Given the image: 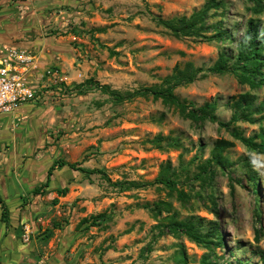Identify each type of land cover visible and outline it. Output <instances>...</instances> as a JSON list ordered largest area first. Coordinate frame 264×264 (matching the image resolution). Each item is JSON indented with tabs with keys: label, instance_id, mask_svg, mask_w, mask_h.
<instances>
[{
	"label": "rangeland",
	"instance_id": "1",
	"mask_svg": "<svg viewBox=\"0 0 264 264\" xmlns=\"http://www.w3.org/2000/svg\"><path fill=\"white\" fill-rule=\"evenodd\" d=\"M205 1L0 0V51L20 48L35 56L36 67L27 75L37 89L35 100L21 104L36 106L29 146L21 147L24 115L0 114V264H177L179 256L187 264H200L203 256L212 264H261L264 155L234 139L229 129L195 123L161 99L116 102L83 85L92 79L134 90L160 83L186 62L209 67L221 51L233 61L248 19L264 27V11L255 13L252 2L224 0L225 9L209 18L221 20L230 39L177 38L158 22L189 15ZM246 91L255 95L256 108L264 86L252 89L230 72L208 73L174 90L198 106L218 101L216 114L223 121L231 115L227 102ZM262 114L254 113V122H238L239 130L245 136L260 133ZM158 134L175 137L180 146H167L166 140L155 146L150 140ZM221 138L234 141L223 152L229 164H214L206 182L195 179L198 164L212 157ZM58 159L101 169L111 182L98 172L57 166L49 185L35 193ZM166 163L178 171L185 201L161 184H111L152 181ZM252 169L259 178L255 186ZM64 187L65 194L57 191ZM160 201L169 205L160 204L158 211ZM170 216L191 220L203 232L216 223L224 244L209 249L185 234H161Z\"/></svg>",
	"mask_w": 264,
	"mask_h": 264
},
{
	"label": "trees",
	"instance_id": "2",
	"mask_svg": "<svg viewBox=\"0 0 264 264\" xmlns=\"http://www.w3.org/2000/svg\"><path fill=\"white\" fill-rule=\"evenodd\" d=\"M253 3L251 7L255 13H261L264 11V0H248ZM227 6L224 0H206L203 6L194 10L189 15L174 16L171 18H158L159 24H161L169 34L174 37H194L201 40H222L230 39V32L222 26V21L209 22V18L216 14L219 9H225ZM213 10V12H211ZM231 56L225 51H221L216 61L209 67L195 66L192 62H186L181 68L175 66L172 73L163 77L162 81L158 84L150 86H142L134 90L121 91L111 88L107 84H100L92 79L86 81L84 86L100 89L105 94L111 96L116 102H123L131 100L137 96L148 97L152 96L154 99H161L163 102L174 105L178 109L181 116L190 119L191 121L198 122H215L219 127L230 130V134L234 139L240 141L249 150L258 154L264 155V130L253 136H245L241 130H239L237 123L240 121L254 122V113H263L260 118H264V97L254 108L255 95L249 91L240 93L237 97H232L227 105L231 109L230 118L227 121H223L218 118L216 110L218 108V101L212 100L205 102L203 105H196L192 101L179 98L174 90L182 85H187L194 82L198 77H202L211 74H221L224 72L232 73L237 80L242 84H248L252 89L264 86V27H261L260 21L255 18L248 19V25L242 35L237 39L236 53L234 60H231ZM259 139V141H257ZM166 140L167 146L178 147L179 141L172 136H163L161 134L156 135L150 141L157 147H162V142ZM234 145V141L228 139H218L213 147L212 157L208 158L205 162L199 163V172L194 175L195 179L208 181L213 175L215 169L214 164L220 165L222 168H226L229 164V159L223 154L224 150ZM196 156L193 157L195 160ZM68 165L70 168L81 170L88 174L101 173L103 177L111 182L110 177L101 169H87L80 167L78 163H70L64 159H58L55 161L47 171L46 180L43 184L34 189L35 193H41L42 188L49 185L51 181L52 171L57 166ZM178 171L171 167L170 163H166L161 166L157 176L152 181L141 180H118L111 184L118 186L121 189L140 188L151 184H161L168 188L170 191H177L178 197L185 201L186 193L183 189H179L177 184L179 183ZM250 180L253 185H257L258 176L252 169ZM61 194H65L67 188L57 189ZM4 204V203H3ZM163 204L169 205L168 202L160 201L156 203L155 207L158 211H161ZM216 212V211H215ZM5 215V210L2 213ZM98 216H102L101 214ZM161 228V234L163 232L172 233L175 236L179 234L187 235L192 241L199 243L209 249L217 248L224 244L220 229L214 224L208 231H201L193 221L176 219L174 216L168 217V221ZM261 264H264V252L260 253ZM177 264H187L183 256L178 257ZM200 264H212L208 256H203Z\"/></svg>",
	"mask_w": 264,
	"mask_h": 264
},
{
	"label": "built area",
	"instance_id": "3",
	"mask_svg": "<svg viewBox=\"0 0 264 264\" xmlns=\"http://www.w3.org/2000/svg\"><path fill=\"white\" fill-rule=\"evenodd\" d=\"M31 67H36V59L30 51L20 48L0 51V114L12 113L21 104L36 99V83L27 75Z\"/></svg>",
	"mask_w": 264,
	"mask_h": 264
},
{
	"label": "crops",
	"instance_id": "4",
	"mask_svg": "<svg viewBox=\"0 0 264 264\" xmlns=\"http://www.w3.org/2000/svg\"><path fill=\"white\" fill-rule=\"evenodd\" d=\"M19 110V111H17ZM14 113V117L16 115H24V120H23V127L20 128V130L23 129V139L26 138V136L28 137L27 134V130L32 128L34 131H36V106L32 107V108H27V109H23L21 108V105L14 111L12 112ZM33 126V127H32ZM31 130V129H30ZM31 132V131H30ZM33 133V132H32ZM27 134V135H26ZM31 135V134H30ZM29 135V136H30ZM26 140H28L27 138L24 139V143H22L21 147H26L29 146V142H27Z\"/></svg>",
	"mask_w": 264,
	"mask_h": 264
}]
</instances>
